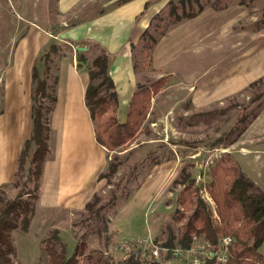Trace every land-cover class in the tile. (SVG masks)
Masks as SVG:
<instances>
[{"label":"rangeland","instance_id":"374dc122","mask_svg":"<svg viewBox=\"0 0 264 264\" xmlns=\"http://www.w3.org/2000/svg\"><path fill=\"white\" fill-rule=\"evenodd\" d=\"M57 1L0 0V161L5 146L26 121L22 101L31 80L33 53L47 42L36 60L44 73L40 57L52 43L58 44L50 61L52 80L59 60L72 52L54 34L65 26L60 25L65 18L57 10ZM174 1L178 16H183V5ZM191 2L192 6L188 1L185 4L187 12L198 11L201 5L204 10L197 16L206 10L214 12L207 17L211 30L203 48L192 51L194 55L177 68L172 79L166 77L134 142L108 151V163L120 165L117 172L100 180L95 194L99 196L96 207L110 220V235L96 232L97 227L103 228L102 220L96 222L85 208L35 211L27 231H13L15 264H50L44 245L54 229L60 231L70 251L86 235V254L94 259L103 254L118 261L141 250L146 260L161 264H194L213 251L203 238L193 240L187 250H173L169 259L165 258L167 247H160L171 234L175 241L182 235V224L175 217L185 186L193 184L192 189L197 188L218 215L209 185L213 168L229 156L264 191V0ZM171 10L168 3L133 45L140 83L149 85L160 79L152 68L151 37L191 19L177 21ZM103 50L93 46L86 55L92 59ZM14 180L4 188L9 197L18 191L12 186ZM155 248L160 249L158 258L153 255ZM260 251L264 253V243ZM81 260L87 262L85 257Z\"/></svg>","mask_w":264,"mask_h":264},{"label":"trees","instance_id":"16d2710c","mask_svg":"<svg viewBox=\"0 0 264 264\" xmlns=\"http://www.w3.org/2000/svg\"><path fill=\"white\" fill-rule=\"evenodd\" d=\"M179 1L183 5V16H178L175 1L169 2L177 21L195 17L204 10V6L201 5L198 11L187 12L185 4L188 1V5L192 6L191 0ZM164 33L165 31L161 32L159 37H151L152 40L148 44L150 51ZM58 48V44L54 42L42 53L40 58L44 62V73L41 72L37 62L33 66V127L30 137L23 142L12 184L18 191L15 196L9 197L4 188L10 183H4L0 188V264H15L13 231L19 229L27 231L36 211L44 164L50 154L52 134L50 120L56 104L55 85L58 77L54 75L51 82L49 71L52 55ZM77 59L78 66L85 64L89 71L90 82L85 99L95 124L97 142L109 152L132 144L147 117L153 96L163 89L167 78L162 77L149 85L139 83L130 102L127 120L122 123L117 117L118 94L109 72L112 56L103 50L101 54L89 59L85 52L80 51ZM119 165L120 163L115 161L108 163L107 172H101L98 179L107 178L117 172ZM213 176L209 187L218 215L215 216L213 207L204 201L197 188L192 189L193 184L186 185L180 192L178 214L175 217L176 221L182 224V235L175 241L174 234H171L169 239L161 244L160 247H167L168 250L165 258L169 259L171 252L177 248L189 249L194 237L204 238L215 251L222 243V238L228 236L231 241L227 246V259L223 261L217 257H209L204 264H264V253L260 251L264 243V191L240 169L238 164L233 163L229 156L221 158L218 165L213 168ZM98 203L99 196L95 194L86 204L85 209L90 217L96 219V222L102 220L104 226L97 227L96 232L100 234L105 231L110 235L108 230L110 220L101 215L102 208L96 207ZM88 247L86 235H82L74 250L70 251L58 229H54L48 235L44 245L50 264H90L91 262L93 264H161L160 260H146L141 250H133L128 258L118 261L105 258L103 254L94 259L91 254H86ZM82 257H85L87 262H83Z\"/></svg>","mask_w":264,"mask_h":264},{"label":"crops","instance_id":"0c3cea01","mask_svg":"<svg viewBox=\"0 0 264 264\" xmlns=\"http://www.w3.org/2000/svg\"><path fill=\"white\" fill-rule=\"evenodd\" d=\"M170 1H57V10L65 18L60 25L65 26L59 27L54 34L60 37L59 42L69 44L72 52L59 60L55 74L58 80L56 104L50 120V154L44 164L36 213L56 209L83 210L97 193L101 182L99 174L108 164V150L96 140L95 124L86 105L90 77L85 64L78 66V47L86 46L87 50L83 52L87 53L93 46H98L112 56L109 72L118 94L117 117L123 123L140 83L133 45ZM98 2L101 3L99 7ZM211 11L185 19L161 36L151 56L152 68L158 72V78L168 76L172 79L177 68L194 55L191 52L203 48L204 39L211 30V24L207 22V17L214 13ZM71 19L74 22L70 24ZM46 44L38 46L33 53L31 73ZM33 85L31 74L22 101L24 112H27L26 121L4 148V157L0 161V187L14 179L23 142L32 133Z\"/></svg>","mask_w":264,"mask_h":264},{"label":"built area","instance_id":"2783aa9c","mask_svg":"<svg viewBox=\"0 0 264 264\" xmlns=\"http://www.w3.org/2000/svg\"><path fill=\"white\" fill-rule=\"evenodd\" d=\"M198 239H200L199 237H194V240H198ZM204 239V238H203ZM231 241V238L230 237H223L222 238V243L220 244V246L218 247V249H216L215 251L213 250V251H211V253H209L208 254V256H207V258H209V257H217V259H219V260H223V261H225L226 259H227V246H228V244H229V242ZM204 243H205V245L208 247V248H213V246L207 241V240H204ZM217 250H219V251H217ZM218 252H222V254H224L223 255V257L222 256H217V254H218ZM153 255L156 257V258H158L159 257V255H160V250H159V248H155L154 250H153ZM206 258V259H207ZM206 260H203V261H200V260H194V264H204V262H205Z\"/></svg>","mask_w":264,"mask_h":264},{"label":"water","instance_id":"95a60500","mask_svg":"<svg viewBox=\"0 0 264 264\" xmlns=\"http://www.w3.org/2000/svg\"><path fill=\"white\" fill-rule=\"evenodd\" d=\"M78 50L79 51H85V50H87V47L86 46H79Z\"/></svg>","mask_w":264,"mask_h":264}]
</instances>
